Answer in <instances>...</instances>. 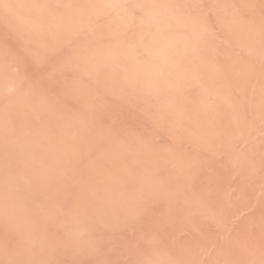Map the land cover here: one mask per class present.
I'll return each instance as SVG.
<instances>
[{"label":"rangeland","instance_id":"1","mask_svg":"<svg viewBox=\"0 0 264 264\" xmlns=\"http://www.w3.org/2000/svg\"><path fill=\"white\" fill-rule=\"evenodd\" d=\"M1 75L0 264H264V0H0Z\"/></svg>","mask_w":264,"mask_h":264},{"label":"bare ground","instance_id":"2","mask_svg":"<svg viewBox=\"0 0 264 264\" xmlns=\"http://www.w3.org/2000/svg\"><path fill=\"white\" fill-rule=\"evenodd\" d=\"M145 30V29H144ZM143 33L145 34V35H148V31L147 30H145V31H143ZM154 42L155 43H159L160 42V39L159 38H156L155 40H154ZM182 56L184 55V52L181 54ZM145 57L147 58H149L150 60H156V61H161V57L159 56V55H148V54H146L145 53ZM258 57V56H257ZM120 58H121V60L122 61H126V57L124 56V54H120ZM134 74L136 75L137 74V71H136V69H135V72H134ZM7 75H1V77H0V81H2V82H4L5 83V77H6ZM14 89V87L12 86V85H8L7 87H5V90L6 91H10V90H13ZM172 92L171 93H174V90H171ZM27 131H31L30 129H27ZM31 136H30V138L29 139H27L26 140V144H25V146H24V148L26 149V151L30 154V152H32V151H37V150H48L47 149V147H46V140H45V138L44 137H40V136H37L38 134H35V133H33L32 131H31V134H30ZM36 141H38V142H36ZM35 142H36V144H35ZM38 154H42V153H38ZM38 230H37V228L36 227H31V226H29V232L31 233V234H36V233H38L37 232ZM85 231V229H83V228H78V230L75 232V233H77V234H82L83 232ZM1 250V249H0Z\"/></svg>","mask_w":264,"mask_h":264}]
</instances>
